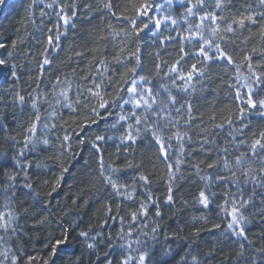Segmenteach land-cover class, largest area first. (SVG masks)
Instances as JSON below:
<instances>
[{
	"label": "trees",
	"instance_id": "trees-1",
	"mask_svg": "<svg viewBox=\"0 0 264 264\" xmlns=\"http://www.w3.org/2000/svg\"><path fill=\"white\" fill-rule=\"evenodd\" d=\"M149 2L164 5V0ZM30 3L32 0H8L0 8V60L5 61L0 65V213H4L5 221L11 213L10 226L0 228V262L13 264L15 257V264H44L46 260L48 264H121L128 255L138 257L139 248L148 251L147 264H251L254 257L261 255L256 250L264 248V187L246 184L243 175V168L251 165L257 169L260 165L249 156L241 166L235 163V157L246 153L252 140L259 138L264 118L257 108L243 124L237 120L243 105L236 99L235 88L229 85L236 84V65L240 74L249 76L248 83H254L245 56L251 58L257 74L264 73V5L260 0H225L228 7L217 13L227 17L221 28L227 21L248 14L244 9H250L256 23L246 22L228 34L222 46L232 57V65L189 56L183 71L188 72L195 63L205 75L195 76L187 91L179 90L183 81L173 85L163 75L178 59L180 48L179 39L171 42L167 37L185 35L188 25L184 21L171 25L163 20L155 36L153 24L151 32L137 37L136 31L146 19L138 20L135 26L131 20L144 0H36L29 10ZM50 3L53 7L47 8ZM182 11L179 0H174V18ZM58 12L72 17L68 25L59 19ZM168 14L166 7L151 13L157 18ZM49 36L53 38L51 45ZM161 40L165 43L161 44ZM198 48L197 43L187 51ZM45 58L50 63L41 70ZM101 61L104 63L98 69ZM157 63L163 65L160 72ZM132 68L137 69L135 74ZM13 71L16 76H12ZM97 72L105 79L104 95L108 100L117 94L125 79L130 82L143 76L152 81L154 94L158 93L154 108L167 101L161 84L179 103L162 113L158 121H144L146 113L138 109L142 121L138 126L133 119L117 123L119 114L131 112V105L109 109L115 113L111 116L100 109L98 118L91 112L95 101L76 105L82 78L91 80ZM65 89L72 107L66 106L60 96ZM261 97L264 89L255 98ZM188 104L192 106L191 113ZM36 112L41 119L35 135L26 142V129L36 120ZM189 115L192 119L186 124ZM229 117L232 122L225 123ZM154 122L159 123L155 130L162 142L171 145L167 159L152 135L154 129L148 127ZM177 131L184 134L182 140L175 139ZM129 132L135 142L124 139ZM65 135L69 137L67 141ZM98 136L104 139L98 141ZM168 137H172L171 141ZM204 137L212 142L204 144ZM223 147L228 149L231 170L220 162L224 153L219 149ZM213 162H218V169L208 168ZM231 172L236 174L235 184ZM109 176L118 189L105 182ZM141 176L147 178V183ZM169 187L171 201L167 199ZM202 189L212 194L208 207L199 202ZM226 196L234 198L237 207L239 202L249 200L241 207L244 236L234 235L227 228L231 217L223 210ZM141 205L145 206L143 214ZM231 207L229 203V212ZM132 213L137 214L135 221ZM65 232L70 233L69 242L60 245L53 255L52 246L63 239ZM81 232H86L87 237L80 236ZM136 239L141 243H132L129 249L128 243ZM89 243L94 247L88 248Z\"/></svg>",
	"mask_w": 264,
	"mask_h": 264
},
{
	"label": "snow or ice",
	"instance_id": "snow-or-ice-1",
	"mask_svg": "<svg viewBox=\"0 0 264 264\" xmlns=\"http://www.w3.org/2000/svg\"><path fill=\"white\" fill-rule=\"evenodd\" d=\"M42 2V0H41ZM8 3V0H0V8H2L4 5ZM36 4V0H32V3L28 5V9L31 10ZM174 4V0H164V5L160 4H154L149 2V0H144V3L140 4L138 8H136V18H133L131 20V23L133 26H135L138 22V20L146 19V22L143 24V26L136 31L137 37H139L140 33L148 31H152V26L154 24L155 32L153 35L155 36L158 34L162 27V21H170L171 25H177L180 20L184 21L188 25V27L184 30L185 35H180L179 37H167L168 41L174 42L176 39H179L180 41V48H179V57L176 59L174 63H172L170 66H168V71L164 72L163 75L171 81L173 85H176L177 80L183 81V86L179 88L181 91H187V88L190 85V82L193 81L195 76L203 77L205 75V72L201 70L200 67L197 66V64H192L191 68L188 72L183 71V63L186 59L189 58V56L193 58H202L204 62H219V61H226L228 64L232 65L234 64V61L231 56L227 54L225 51L224 45L227 42L228 34H232L235 31L236 27H244L246 22H250L251 24L256 23V18L254 14L250 13V9H244V13L248 14H241L240 16L236 17L235 19H232L230 21H227L226 26L221 28V24L224 23L227 20V17L218 15L217 13L220 11L225 10L228 5L225 3V0H179V6L183 9L181 13L178 14V17H175L171 13L172 6ZM260 4L264 5V0H260ZM214 5V7H213ZM110 7V5H108ZM47 8H52L53 4H47ZM167 8L169 11L168 15H165L163 17L157 18L151 13L153 11L159 12L162 11L164 8ZM62 10V9H61ZM41 14L44 15L43 8L41 9ZM76 11L73 10L72 17L76 16ZM60 20L63 21L65 25H68L72 17H69L67 15H60V13H57ZM127 19V18H126ZM191 19H195L198 22L195 24H192L190 22ZM262 27V35H264V25ZM60 34L58 33L56 36V40L59 41ZM53 43V38L51 36L48 37V44L51 45ZM161 44L165 43L164 40L160 41ZM199 44V48L196 49L193 52L187 51L188 47L190 45ZM45 51L47 52L48 49L46 48ZM140 51V48L138 46L137 52ZM253 51H256L253 49ZM211 53V55H210ZM80 55V54H77ZM246 61H249L247 67L248 71L251 74V78L253 79L254 83L250 84L248 83L249 76H245L240 74V68L238 65H236V84H230V88H235V95L237 101H239L243 106L240 108V115L236 117L237 120H240L243 124V121L245 118H247L248 114L251 112H254L257 108L261 109L259 112V116L261 118H264V97H261L259 99H256L255 97H258L261 95V90L264 89V73L257 74L256 69L253 68L252 63L250 62V57L245 56L244 58ZM137 64L140 63V57L139 55L136 56ZM5 63L4 60H0V65H3ZM50 61L45 58L43 60V64L41 65V70H43L44 65H48ZM103 61H101V64L97 65L96 67L99 69L101 65H103ZM156 68L158 72L163 70V65L161 63L156 64ZM132 73H136L137 69L132 68L130 69ZM12 76H16V72H12ZM99 79L100 82L97 83L96 80ZM57 85L60 83L59 78H57ZM108 83L110 84V79L108 80ZM71 85L69 84V88ZM160 88L164 89L165 92H167V101H161L159 106L157 108H154V105H157L156 95L158 93L154 94V88L152 86V81L149 78L143 77V76H137L135 78H132L131 81L125 79L123 84H121L117 88V94L111 98V100H108L105 98V79L103 77V74L100 72L93 73L92 79L89 80L87 76L82 78V83L77 86V100L76 105H79L81 102L87 103L88 101H95V105L92 106L91 112L92 114L96 115L98 118H101L100 109H103L104 112H107L109 116L114 115V112H110L109 109H114L115 107H120L121 109H124L126 105H131V112L127 114H119L117 118V123L120 121H127L129 119L135 120L136 125L141 124V118L137 115V110L143 108L146 115L144 117V121L152 120L153 118H156V121L159 120L162 113L169 112L172 108H175V105L179 103V100L176 96H174L166 87V85L161 84ZM246 95V99H244ZM60 96L63 97L64 101L67 102L66 106L72 107V102L69 100V93L68 89L63 90L60 93ZM18 100L23 101V97L18 96ZM57 104L60 103V100L56 101ZM33 109L36 108V101L33 100L32 102ZM183 107V106H182ZM189 113H191V104L187 105ZM177 113L180 112V109H175ZM36 120L31 123L28 129H26V132L28 133L25 136V141L30 142L33 135H35L37 131V122L41 119L39 112L35 113ZM53 116L56 115L55 112L52 113ZM192 117L189 115V118L185 123H189L191 121ZM232 117L228 118V121L225 123H231ZM173 127H176L175 124L172 125ZM47 127V126H46ZM54 128L55 125H52ZM115 127V125H113ZM148 127L151 129H154L152 132L153 137L155 138L156 143L159 145L161 154L167 159L169 158L167 149L171 146L170 144H165L162 142L161 137L157 134V131L155 129L159 128V123L154 122L148 124ZM218 128H223L224 125H217ZM246 128L247 125H244ZM129 128H132V125L129 124ZM139 132V129L137 128V134ZM183 135L179 131L174 133L176 140H182ZM69 137L67 135L64 136V140L67 141ZM96 139L103 140L104 137L98 136ZM124 139L128 141L135 142V136L129 132V134L124 137ZM172 137H168V140L171 141ZM212 141H209L206 137L203 138V143L208 144ZM43 143L47 144L48 141L44 140ZM244 141H241V144H244ZM95 147V145H93ZM25 147H27V143L25 144ZM248 151L246 153H241L239 156L235 157V163L238 165L243 166L246 159L250 156L255 163L259 164L260 167L257 169H253L251 165L247 168H243V175L245 177V183L252 182L253 186H260L264 187V131H261L259 138H254L250 145L247 146ZM183 150V145H181V151ZM219 151H222L224 153V156L221 158V161L226 168L230 169L229 161L227 159L229 153L227 147H223L219 149ZM22 154V153H21ZM179 160L176 162V166L178 168ZM173 168V165H169V172L170 175L172 174L171 170ZM209 169L217 168L218 169V162H213L212 164L208 165ZM103 169V165H102ZM66 171V170H65ZM112 171H116L115 169H112ZM103 174V172H102ZM235 172H231V178L232 182L235 184ZM141 180L145 181L147 183V178L141 176ZM218 179L224 180V177H219ZM106 183H111V187L116 190L118 189V185L115 181H112L109 177L105 178ZM26 187H31L30 185H25ZM53 191H55V187L53 188ZM172 189L169 187V195H168V201L172 200ZM117 194H120L117 192ZM255 193H253L254 195ZM212 195L211 193L206 194V191L202 189L199 193V202L204 207H208L209 204V196ZM131 199V196L128 197ZM231 204V211L229 212L227 210L228 204ZM237 201L234 198L227 197L225 199V205L223 206V210L226 212L228 216L231 217V221L227 224V228L229 230H233L234 235L244 236L245 230L241 226V221L245 220V217L241 214V207L244 205H247L249 203V200H243L240 203V207H237ZM145 211V206L141 205V213ZM159 211L157 212V215H159ZM137 219V214L132 213V220L135 221ZM11 221V213L8 214L7 221L4 220V213H0V228L7 229L10 226ZM215 227L219 228V225H215ZM155 232V229H153ZM69 235L70 233L65 232L63 239L57 240L56 244L52 246V253L53 255L56 254V252L59 249L60 245H65L69 242ZM82 237H87L86 232L79 233ZM128 235H132V230L130 229L128 232ZM95 239V237H93ZM132 243H135L139 245L141 242L139 239H136L135 241H131L128 243V248H132ZM88 248H93L94 245L89 243L87 245ZM109 247H112L111 244H109ZM138 252V257H134L132 255H128L126 259H123L121 264H147V260L149 257L148 251L144 250L141 251L139 248L136 249ZM167 249H165V253H167ZM261 255L259 257H254L251 264H257V260H259V264H264V248L257 249ZM107 259V256L105 257ZM31 259V258H30ZM16 258L13 257L12 261L13 264H15ZM2 264V262H0ZM44 264H48V261L46 260ZM111 264V262H109Z\"/></svg>",
	"mask_w": 264,
	"mask_h": 264
}]
</instances>
